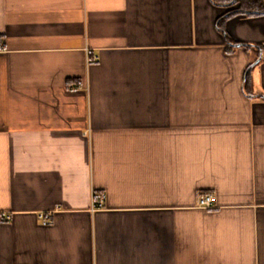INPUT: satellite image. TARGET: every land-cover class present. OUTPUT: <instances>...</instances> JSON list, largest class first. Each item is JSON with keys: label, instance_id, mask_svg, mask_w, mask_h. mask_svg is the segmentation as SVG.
Segmentation results:
<instances>
[{"label": "crops", "instance_id": "crops-1", "mask_svg": "<svg viewBox=\"0 0 264 264\" xmlns=\"http://www.w3.org/2000/svg\"><path fill=\"white\" fill-rule=\"evenodd\" d=\"M237 7L0 0V264H264V14L227 51Z\"/></svg>", "mask_w": 264, "mask_h": 264}, {"label": "trees", "instance_id": "trees-1", "mask_svg": "<svg viewBox=\"0 0 264 264\" xmlns=\"http://www.w3.org/2000/svg\"><path fill=\"white\" fill-rule=\"evenodd\" d=\"M216 4H225L232 6L238 3L237 8L228 10L224 15L218 18L216 22L217 29L223 34L226 43L227 51L231 46H234V41L228 36L225 30V22L231 16L237 14H247L249 16L263 15L264 14V0H212Z\"/></svg>", "mask_w": 264, "mask_h": 264}, {"label": "built area", "instance_id": "built-area-1", "mask_svg": "<svg viewBox=\"0 0 264 264\" xmlns=\"http://www.w3.org/2000/svg\"><path fill=\"white\" fill-rule=\"evenodd\" d=\"M103 202V196H100L98 199L94 198V203L98 204L99 206ZM198 205L203 208H213L215 207V198L212 194H206L199 198ZM39 218L44 225H48L50 223V218L47 217L45 214H39Z\"/></svg>", "mask_w": 264, "mask_h": 264}]
</instances>
